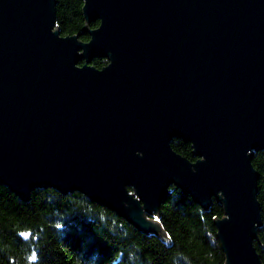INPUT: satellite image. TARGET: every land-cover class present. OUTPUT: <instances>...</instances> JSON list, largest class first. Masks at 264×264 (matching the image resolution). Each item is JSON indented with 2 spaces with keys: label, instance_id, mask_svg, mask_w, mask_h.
<instances>
[{
  "label": "water",
  "instance_id": "water-1",
  "mask_svg": "<svg viewBox=\"0 0 264 264\" xmlns=\"http://www.w3.org/2000/svg\"><path fill=\"white\" fill-rule=\"evenodd\" d=\"M57 5L0 0V183L25 202L81 193L162 237L172 187L215 199L225 264H263L264 0H84L87 42Z\"/></svg>",
  "mask_w": 264,
  "mask_h": 264
},
{
  "label": "trees",
  "instance_id": "trees-1",
  "mask_svg": "<svg viewBox=\"0 0 264 264\" xmlns=\"http://www.w3.org/2000/svg\"><path fill=\"white\" fill-rule=\"evenodd\" d=\"M57 27L62 36L87 42L84 0H57ZM98 69L106 59L96 58ZM173 150L195 162L192 146L174 140ZM259 173L258 200L262 224L254 246L264 264V150L252 159ZM225 216L213 199L207 210L176 187L155 218L165 237L146 234L111 209L75 192L38 189L23 201L0 183V264H225L216 220ZM34 257V258H33Z\"/></svg>",
  "mask_w": 264,
  "mask_h": 264
},
{
  "label": "snow or ice",
  "instance_id": "snow-or-ice-1",
  "mask_svg": "<svg viewBox=\"0 0 264 264\" xmlns=\"http://www.w3.org/2000/svg\"><path fill=\"white\" fill-rule=\"evenodd\" d=\"M34 258V257H33Z\"/></svg>",
  "mask_w": 264,
  "mask_h": 264
}]
</instances>
